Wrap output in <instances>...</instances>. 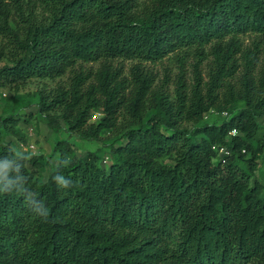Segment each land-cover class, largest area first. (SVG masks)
Instances as JSON below:
<instances>
[{"label": "trees", "instance_id": "trees-1", "mask_svg": "<svg viewBox=\"0 0 264 264\" xmlns=\"http://www.w3.org/2000/svg\"><path fill=\"white\" fill-rule=\"evenodd\" d=\"M190 49L170 100L145 63ZM68 69L31 97L50 154L7 138L26 100L0 114V264H264V0H0V88ZM104 130L107 167L75 151Z\"/></svg>", "mask_w": 264, "mask_h": 264}, {"label": "rangeland", "instance_id": "rangeland-1", "mask_svg": "<svg viewBox=\"0 0 264 264\" xmlns=\"http://www.w3.org/2000/svg\"><path fill=\"white\" fill-rule=\"evenodd\" d=\"M245 44H248L250 40L253 38V35H245L240 36ZM206 52L208 47H206ZM168 54L162 60L149 64L145 63L147 67H149L153 74L155 75V81L153 84L154 88H159L164 91V93L169 97L170 100L174 99V89L175 82L178 80V75L183 72L184 79L186 84L190 85L193 82V73H192V63L194 61V56L192 54V50L189 51H179ZM210 55L207 54L206 58L202 61L200 70L204 77L207 79V63L210 60ZM134 61H124V67L126 69ZM2 63H8V59H4ZM80 63L77 62L74 68H78ZM82 67L88 68L90 66L96 68L98 63H82ZM72 71L69 69L66 73L54 80L50 79H38L31 78L22 82H18L13 85L6 84L2 88H0V114L4 111V109L9 108L14 104L15 98L19 101L28 102V107L22 112L25 115H21L19 117L18 126L20 127L22 133L25 136L26 142L18 146V142H15L14 137L8 136L7 138H12L13 148H19L21 150H25L28 154H50L54 141L55 134L54 132L47 126L45 118L42 114H40L37 110V105L35 104V99H31L32 95L42 90L44 93L53 94L55 88L58 85H66L68 82V77L71 75ZM101 113L98 111H92L90 121H97ZM224 114H220L216 111H210L204 116L205 121L221 120ZM25 119V120H24ZM27 119V120H26ZM259 122L264 126V117L258 119ZM190 127V124L187 125ZM111 131L104 130L101 133L102 140L87 142L82 141L80 139H76L75 151L78 155H83L86 153V150H94L97 147H101L103 150V161L102 164L104 167H107L110 161V157L108 154L109 145L115 142H118L120 135L112 134ZM68 136L65 131H62L57 139H64ZM222 152V151H221ZM161 162L169 164L172 162L171 157H164L161 159ZM49 169L46 167L44 171H39L35 173V176L41 180H44L48 174ZM255 176L258 180L264 183V152L262 153L259 161L258 168L255 172Z\"/></svg>", "mask_w": 264, "mask_h": 264}, {"label": "built area", "instance_id": "built-area-1", "mask_svg": "<svg viewBox=\"0 0 264 264\" xmlns=\"http://www.w3.org/2000/svg\"><path fill=\"white\" fill-rule=\"evenodd\" d=\"M231 134H235V130H232V131H231ZM220 151H222V150H220Z\"/></svg>", "mask_w": 264, "mask_h": 264}]
</instances>
